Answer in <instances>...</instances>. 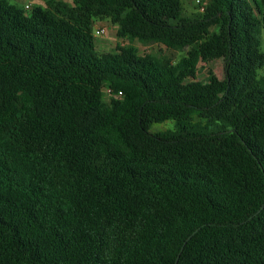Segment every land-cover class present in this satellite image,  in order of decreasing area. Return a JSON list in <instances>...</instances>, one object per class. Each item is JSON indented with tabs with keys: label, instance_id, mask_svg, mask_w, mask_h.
<instances>
[{
	"label": "trees",
	"instance_id": "16d2710c",
	"mask_svg": "<svg viewBox=\"0 0 264 264\" xmlns=\"http://www.w3.org/2000/svg\"><path fill=\"white\" fill-rule=\"evenodd\" d=\"M263 34L264 0H0V264H264Z\"/></svg>",
	"mask_w": 264,
	"mask_h": 264
},
{
	"label": "rangeland",
	"instance_id": "374dc122",
	"mask_svg": "<svg viewBox=\"0 0 264 264\" xmlns=\"http://www.w3.org/2000/svg\"><path fill=\"white\" fill-rule=\"evenodd\" d=\"M12 3H15L19 6H24L25 0H10ZM37 2V0H34ZM68 3H71L72 0H64ZM43 5L46 4L47 0L41 1ZM183 7V14L185 16H192L196 13H202L201 7H206L207 0H181ZM97 27L105 28V33L101 36H96V46L99 53L105 52H116L119 47L124 45H133L139 55H153L157 58H167L171 61H179L183 56L187 54L188 47L183 50L168 48L163 44L157 42L142 43L139 40L133 39L131 37L120 38L117 36L118 25H115L110 18H98L94 20V30ZM264 51V34H263V44L261 45ZM224 61L220 58L214 59L209 63H200L198 70V78L201 81H206L208 78V69H212L220 78L224 77L223 70ZM260 74L264 76V68L260 69ZM108 86L104 88L106 98H109L111 95L106 91ZM174 124L172 121H167L164 123H158L150 127V130L155 132H160L165 128H171Z\"/></svg>",
	"mask_w": 264,
	"mask_h": 264
},
{
	"label": "built area",
	"instance_id": "2783aa9c",
	"mask_svg": "<svg viewBox=\"0 0 264 264\" xmlns=\"http://www.w3.org/2000/svg\"><path fill=\"white\" fill-rule=\"evenodd\" d=\"M30 7H31V5H29V4H27V5L25 6V8H30ZM201 10L204 11V10H205V7L202 6V7H201ZM94 33H95L96 36H101L102 34L105 33V28L97 27V28L94 30ZM106 91L109 93V95H112V94H113V96H114V95L116 94V93L113 91V89H112L111 87H108ZM119 94H122V92H119Z\"/></svg>",
	"mask_w": 264,
	"mask_h": 264
},
{
	"label": "crops",
	"instance_id": "0c3cea01",
	"mask_svg": "<svg viewBox=\"0 0 264 264\" xmlns=\"http://www.w3.org/2000/svg\"><path fill=\"white\" fill-rule=\"evenodd\" d=\"M41 1L42 0H37V2H35L34 0H25L24 1V6H26L27 4H29L31 6H33L35 4H41V5H43Z\"/></svg>",
	"mask_w": 264,
	"mask_h": 264
}]
</instances>
